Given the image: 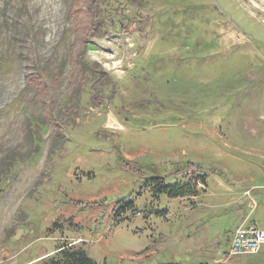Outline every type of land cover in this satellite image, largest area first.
<instances>
[{
    "label": "rangeland",
    "instance_id": "rangeland-1",
    "mask_svg": "<svg viewBox=\"0 0 264 264\" xmlns=\"http://www.w3.org/2000/svg\"><path fill=\"white\" fill-rule=\"evenodd\" d=\"M261 193L264 0H0V264H264Z\"/></svg>",
    "mask_w": 264,
    "mask_h": 264
},
{
    "label": "trees",
    "instance_id": "trees-1",
    "mask_svg": "<svg viewBox=\"0 0 264 264\" xmlns=\"http://www.w3.org/2000/svg\"><path fill=\"white\" fill-rule=\"evenodd\" d=\"M194 170L193 166L190 170ZM184 172V171H183ZM205 178V175L202 176ZM145 183L154 184V191L157 195H167L170 198H187L198 196V190L196 187H192L189 184H166L163 181V177H149ZM70 202L74 204H80L79 202L70 199ZM128 208H133V203H129ZM85 208L97 209L102 208L106 210L105 202L97 203L96 201L88 202ZM125 210V209H123ZM51 264H100L93 258H91L83 249L76 248L74 246H62L58 249L56 256L51 259ZM167 264H181V263H167Z\"/></svg>",
    "mask_w": 264,
    "mask_h": 264
},
{
    "label": "built area",
    "instance_id": "built-area-1",
    "mask_svg": "<svg viewBox=\"0 0 264 264\" xmlns=\"http://www.w3.org/2000/svg\"><path fill=\"white\" fill-rule=\"evenodd\" d=\"M264 245V231L256 226H242L236 230L230 245L232 256H253Z\"/></svg>",
    "mask_w": 264,
    "mask_h": 264
},
{
    "label": "crops",
    "instance_id": "crops-1",
    "mask_svg": "<svg viewBox=\"0 0 264 264\" xmlns=\"http://www.w3.org/2000/svg\"><path fill=\"white\" fill-rule=\"evenodd\" d=\"M258 196H259V202L257 201L256 227L264 231V193H261ZM262 250H264V245L262 247Z\"/></svg>",
    "mask_w": 264,
    "mask_h": 264
}]
</instances>
